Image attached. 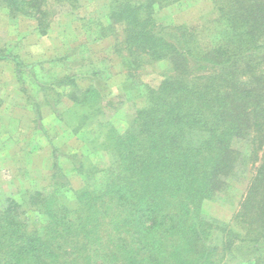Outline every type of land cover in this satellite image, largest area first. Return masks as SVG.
<instances>
[{
	"label": "trees",
	"instance_id": "16d2710c",
	"mask_svg": "<svg viewBox=\"0 0 264 264\" xmlns=\"http://www.w3.org/2000/svg\"><path fill=\"white\" fill-rule=\"evenodd\" d=\"M180 1L109 2L101 33L121 30L128 66L172 63L124 129L111 122L101 78L80 89L77 76L60 77L56 97L43 92L105 163L69 155L83 180L74 190L56 156L51 184L27 194L32 214L11 196L1 199L0 264H264V0H213L214 46L186 26L158 23L156 10ZM80 3L0 0V10L36 21L45 35L54 13ZM0 60L13 62L19 81L36 68L3 48ZM64 84L71 103L59 112ZM33 109L41 120L40 102ZM242 139L250 141L248 154L235 147ZM248 165L252 175L231 220L208 217L205 202Z\"/></svg>",
	"mask_w": 264,
	"mask_h": 264
},
{
	"label": "rangeland",
	"instance_id": "374dc122",
	"mask_svg": "<svg viewBox=\"0 0 264 264\" xmlns=\"http://www.w3.org/2000/svg\"><path fill=\"white\" fill-rule=\"evenodd\" d=\"M109 2L81 0L75 10H59L51 17L45 35L38 31L36 21L23 16L10 18L0 10V48L18 53L24 62L36 67L34 73L26 71L19 81L13 62L0 60V200L11 196L32 214L27 194L51 184L56 156L74 190L82 187L83 180L69 155L84 154L87 164L99 167L105 163L103 155L94 153L64 123L60 113L43 101V92L56 97L58 78L77 76L80 89L91 83L90 77L105 81L111 122L124 129L136 108L147 102L148 87L157 86L172 72L170 60L145 59L139 69L127 65L121 30L117 35L101 33ZM155 17L162 26L195 30L203 45L214 46L219 42L220 24L215 21L219 12L213 0H182L158 8ZM38 82L47 85L45 91ZM70 89L68 84L58 89L62 95L59 112L70 106L67 96ZM37 101L42 113L39 121L33 109ZM235 147L247 154L251 151L248 139L238 140ZM244 169L240 167L228 190L205 202L208 217L231 220L252 175L249 165Z\"/></svg>",
	"mask_w": 264,
	"mask_h": 264
},
{
	"label": "crops",
	"instance_id": "0c3cea01",
	"mask_svg": "<svg viewBox=\"0 0 264 264\" xmlns=\"http://www.w3.org/2000/svg\"><path fill=\"white\" fill-rule=\"evenodd\" d=\"M14 72H15V74H16L15 67H14Z\"/></svg>",
	"mask_w": 264,
	"mask_h": 264
}]
</instances>
